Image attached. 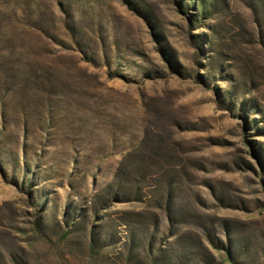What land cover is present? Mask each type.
Masks as SVG:
<instances>
[{
  "label": "rangeland",
  "instance_id": "obj_1",
  "mask_svg": "<svg viewBox=\"0 0 264 264\" xmlns=\"http://www.w3.org/2000/svg\"><path fill=\"white\" fill-rule=\"evenodd\" d=\"M0 264H264V0H0Z\"/></svg>",
  "mask_w": 264,
  "mask_h": 264
},
{
  "label": "trees",
  "instance_id": "obj_2",
  "mask_svg": "<svg viewBox=\"0 0 264 264\" xmlns=\"http://www.w3.org/2000/svg\"><path fill=\"white\" fill-rule=\"evenodd\" d=\"M2 116H3V114L1 113V114H0V117L2 118Z\"/></svg>",
  "mask_w": 264,
  "mask_h": 264
}]
</instances>
